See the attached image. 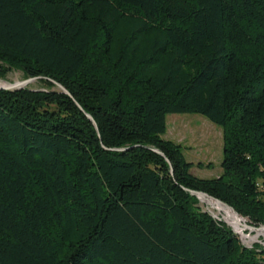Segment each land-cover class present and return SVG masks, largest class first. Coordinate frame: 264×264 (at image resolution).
I'll return each mask as SVG.
<instances>
[{"label":"trees","instance_id":"1","mask_svg":"<svg viewBox=\"0 0 264 264\" xmlns=\"http://www.w3.org/2000/svg\"><path fill=\"white\" fill-rule=\"evenodd\" d=\"M13 70L49 88L0 90V264H264L187 191L264 225V0H0ZM173 114L223 130L219 177Z\"/></svg>","mask_w":264,"mask_h":264},{"label":"rangeland","instance_id":"2","mask_svg":"<svg viewBox=\"0 0 264 264\" xmlns=\"http://www.w3.org/2000/svg\"><path fill=\"white\" fill-rule=\"evenodd\" d=\"M27 79L29 78H26L23 72L13 70L5 77H0V82L8 85L23 82ZM26 88L31 90H46L49 88V85L40 80L27 85L24 89ZM164 138L181 144L184 147L186 160L194 165V168L191 170L194 176L210 179L219 177L222 174L223 170L221 165L224 159V132L207 118L192 114L169 115L167 117V134ZM199 163L203 164L201 168H198ZM208 203L209 201L204 202L199 200V207L203 211L208 212L213 218L223 221L233 230V226L228 225L223 216L212 209ZM263 226H255L257 228L256 230H249L242 222L239 231L246 236H257L259 229ZM240 235L242 234L240 233ZM240 235L237 234L244 246L248 248L256 245L264 247V234L260 235L254 243L250 242L249 239L242 238L243 236L241 237Z\"/></svg>","mask_w":264,"mask_h":264},{"label":"water","instance_id":"3","mask_svg":"<svg viewBox=\"0 0 264 264\" xmlns=\"http://www.w3.org/2000/svg\"><path fill=\"white\" fill-rule=\"evenodd\" d=\"M42 79H45V78H42V77H38V78H29L27 79L26 81H23V82H19V83H15V84H8V85H4V86H0V90H4V91H14V90H21V89H24L27 85L31 84V83H34L36 81H40ZM48 81H50L51 83H53L57 89L59 91H61L62 93L68 95V96H71L70 93L67 91V89L62 86L61 84L57 83L56 81L54 80H51V79H47ZM78 105V104H77ZM79 106V105H78ZM80 110L86 115V117L95 125V127L97 128V125L95 123V121L93 120V118L89 115V114H86L84 112V110L79 106ZM156 153L160 154V155H163L160 151L158 150H154ZM169 162V160H168ZM189 191L193 196L197 197L199 200L202 201V199H210L212 201H215L217 204L221 205V206H224L230 210H232L237 216H240L232 207H230L229 205L225 204L224 202L218 200V199H215L213 197H211L210 195L206 194V193H203V192H196V191H190V190H187ZM241 217V216H240ZM243 218V217H242ZM251 228H255V226H251ZM261 228H264L261 227ZM234 231V230H233ZM235 232V231H234ZM236 234V232H235Z\"/></svg>","mask_w":264,"mask_h":264},{"label":"bare ground","instance_id":"4","mask_svg":"<svg viewBox=\"0 0 264 264\" xmlns=\"http://www.w3.org/2000/svg\"><path fill=\"white\" fill-rule=\"evenodd\" d=\"M4 85H7L6 83L4 82H0V86H4ZM202 201L204 202H207L209 201V206L216 210L218 212V214H221L224 218V220L228 223V225L230 226H233V230L236 232V234L240 235V233L242 235H240L242 238L244 239H249L250 242H253L260 236V235H263L264 234V229L261 228L259 229V233H257L258 235L257 236H246L245 234H243L242 232L239 231L240 229V224L244 221L243 219H241L239 216H237L232 210L224 207V206H221L219 204H217L215 201H212L210 199H202ZM219 208H218V207ZM234 226H236V228H234ZM263 230V231H262ZM262 231V232H261ZM248 244V243H247Z\"/></svg>","mask_w":264,"mask_h":264}]
</instances>
